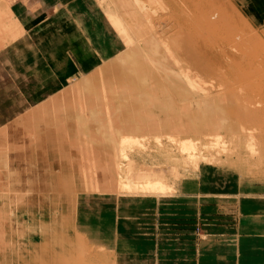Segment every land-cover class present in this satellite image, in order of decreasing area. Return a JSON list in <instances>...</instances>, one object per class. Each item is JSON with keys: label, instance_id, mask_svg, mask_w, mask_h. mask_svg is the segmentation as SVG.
Returning a JSON list of instances; mask_svg holds the SVG:
<instances>
[{"label": "rangeland", "instance_id": "rangeland-1", "mask_svg": "<svg viewBox=\"0 0 264 264\" xmlns=\"http://www.w3.org/2000/svg\"><path fill=\"white\" fill-rule=\"evenodd\" d=\"M13 1L0 0V264H264V117L232 118L214 109L206 115L198 110L202 97L193 92L201 84L209 89L229 84L232 76L205 75L198 84L194 79L192 86L185 72L176 71L181 97L173 99L176 93L164 90L172 88L165 79L155 97L140 95L138 102L130 95L119 102L112 97L113 109L100 112V102L81 93L78 99H67L60 91L91 76L95 67L106 64L107 55L123 47L126 39L121 37L137 27L131 18L136 4L72 0L78 3L75 12L60 6L62 31L54 33L50 47L59 51L56 67L63 73L55 80L58 74L53 76L45 67L37 68V78L24 74V54L14 50L30 49L21 37L12 43L24 32L13 17ZM151 1L142 4L157 14L160 23L164 20L173 27H168L166 40L176 37L175 24L179 18L181 24L186 22L181 18H186L191 4L228 15L233 24L226 31L250 51L242 67L243 97L252 102L264 97V0H192L190 5L181 1L166 9L162 1ZM175 7L181 11L178 17ZM108 19L126 22L120 25L122 33ZM174 38L171 45L166 41L169 47L162 46L163 41L160 47L171 49ZM7 45L11 46L4 51ZM27 64L43 66L36 57ZM225 98L236 99L229 94ZM131 101L135 104L124 109ZM246 133H252L253 140ZM126 137L128 141L123 140ZM182 143H189L190 149L181 150ZM255 150L263 163L257 161L258 154H245ZM126 158L136 165L133 171L149 175L147 181L159 185L143 192L140 187L146 186L133 179L139 175L133 172L126 181L138 182L141 191L108 194L116 183L104 171L112 165L123 176Z\"/></svg>", "mask_w": 264, "mask_h": 264}, {"label": "bare ground", "instance_id": "bare-ground-1", "mask_svg": "<svg viewBox=\"0 0 264 264\" xmlns=\"http://www.w3.org/2000/svg\"><path fill=\"white\" fill-rule=\"evenodd\" d=\"M132 1L134 2V5L136 4V6L134 8H132V11L130 10L131 11V18H133V20H135L134 22H136L137 27H135V29L131 28L132 29L131 35L128 32H126V33H128L127 37L126 36L121 37V39L122 38L126 39L124 44H123V47L119 50H116L115 53L111 52V54L109 56L107 55L106 64L103 63L104 65L100 64V66L95 67L91 72H89L90 74L92 73L91 76L87 75L88 77H85L86 75H84L85 78L80 79L79 81H76L74 84L71 83V86L70 85L68 87L64 86L60 91L62 93L63 97H65L67 99L71 98L74 100V98L78 99L76 96L78 94L80 95V93H81V95L84 96L85 99H87V98L91 99V102H94V101L100 102L99 106H97V107H99L100 112H101V110L103 112V111H105V109L108 110L109 108H110V110H112L113 107L115 106V105L113 106L114 102H113L112 97H114V98L117 97V100H118V98L126 96V95H128L127 97H129V95H130L131 100L133 99L134 96H135L134 100H137L135 98L136 97L139 98L142 95L143 96L144 95L145 96L154 95V97H155L156 94H159V92L161 90H163V89H160V87L162 85L163 80H165V79H167L168 84L171 85L172 88L170 89L169 88L170 86L166 87V85H165V87L167 89L165 88L164 90H166V92H172V93L175 92L176 94H174V97L175 96L177 97V95H179L181 97V91L180 90H181V84L182 83L178 80V77L175 75L176 71H179V72L181 71V72H183V74L185 72L186 75H184V76L188 77L187 80H189L190 84L192 83V86H193V83L195 81H196V83L197 82L199 83V80H201L203 78V76H205V75H207V76L214 75V76H218L219 78H224V76L229 73L233 79L232 81H230L229 84L224 85V84L220 83L217 86L215 85L214 89H213V87L211 89L206 88L205 85L203 86L202 84H201L202 86L201 85L196 86L195 89H197V88L198 89L194 90L193 92H195L196 96H198L197 98L202 97L201 98L202 102L204 101V104H203L204 106L201 104L202 107L198 108V110H203L206 113V115H208L207 113L209 112V110L214 109L217 111V113L218 112L221 113V115H223V113L224 114L228 113L227 115H229V116L231 115L232 118L233 117H239L241 119H248V120H257V119L259 120V118L264 117V97L260 98V100H258V101L256 100V102H252L251 99L243 97V94H244L243 93V91H244L243 87H245V86H243V84L245 82H243L244 81L243 80L244 75L242 73L243 72L242 67L244 65V62L246 61V56H245L246 52L249 53L250 51L247 48H244L242 43H240V42L235 43L236 38H235V40H232V35H230V33H228L226 31V29L231 24H233V23H231L232 21H230L228 19L229 17L227 18L228 15L225 16L224 13H222V12L221 13L209 12L208 7H205V6L195 8V6H191L192 5L191 3L193 2L192 0H157L158 3H160L162 1L161 6L165 5L166 6L165 9L172 6V5L176 6L181 1L182 2L185 1L186 4L188 2V5L191 4L190 6H188L189 10L186 8L188 10L187 14H186V18L185 17L181 18V20L186 19L184 21H186L187 23L182 22L183 24H181L180 18H179L180 23H177L178 25L175 24L176 22H173L175 24V27L178 26L177 32L175 33L176 37L174 38V35H172L173 33L170 35H172V37L176 40V43L173 42L174 44L172 43L171 49H168V47L171 45L170 39L172 41L173 38L167 39V40H169L168 43L170 45L166 42L167 40L163 39V38L169 37V35H167V37H166V34L169 31L168 27L170 26V24H168V27H167V23L163 22L164 20H161L163 22V23L161 22L162 23L161 24L159 22L160 18L158 17L159 19L158 18L156 19L154 17V15L156 16L157 14L153 13V11L150 12L151 10L149 11V7H147L148 8V10H147L145 5L142 4V1H144V0H132ZM153 1H151V2H153ZM190 1H192V2L190 3ZM146 2H148V1H146ZM153 3H155V2H153ZM223 7H225V6H223ZM175 8L177 9V7H175ZM218 9L220 10V8H218ZM225 9H226V7H225ZM126 10H127V8L125 7L124 11H126ZM164 10H162V11H164ZM148 11H149V13H148ZM154 12H156V11H154ZM173 12H175V14L177 13V17H178V14L181 13V11H179L178 9L173 10ZM173 12H171V10H170V16L173 14ZM181 15L183 16L184 14L182 13ZM111 16H113V15L108 14V17L110 19H111ZM165 16H168V14H166ZM116 18H119V16ZM167 18L165 17L164 19L167 21ZM173 18H176V17L174 16ZM119 19H117V21H115L117 23H114L112 20L110 21L108 19L110 21V23H112L113 27L115 24L114 29L116 28L117 32L121 31V30H119V29H121L120 25L122 23H124L123 21H120ZM212 19H215V21H212ZM125 23H124V26H125ZM131 23H133V22H131ZM123 28H125V27H123ZM126 28L129 29V26H127ZM169 28L172 29L173 27L170 26ZM173 30H176V29H173ZM122 31H121V33H122ZM120 35L122 36V34H120ZM162 41L164 43L162 46H164L165 44L168 46V47L166 46L165 49H162L160 47V44L162 43ZM225 69H228V70H225ZM188 73H193V74H189V76H190L189 77ZM5 75H7V74H5ZM191 75H194L193 76L194 78L192 77L193 79H191ZM172 76H175V78L170 79L169 77H172ZM184 76H183V78H184ZM194 79H195V81H194ZM194 86H195V84H194ZM263 87H264V85H263ZM168 88H169V90H168ZM188 88H192V87H190V85H189ZM191 90H193V89H191ZM260 93H262V92H260ZM228 94L233 95V96L235 95L236 99L226 101L227 99L225 98V96L227 97ZM248 95H250V94H248ZM174 97H172V98L176 99V97L175 98ZM110 98L112 99V101L110 100L111 103L112 102L113 103H112V105L111 104L107 105L108 104L107 99H110ZM203 98H204V100H203ZM119 100H118V102H119ZM128 100H126V101H128ZM197 100H199V99H197ZM200 100H199V102H200ZM208 100H210V102ZM142 101H144V100L142 99ZM137 102H138V100H137ZM130 103L135 104V102L131 101V102H129V104L128 103L124 104L125 107H124V105L123 106L119 105V106L121 108L124 107V109H125V108L129 107ZM143 103L144 102H142L141 104H143ZM93 105H91V106L93 107ZM133 105H132V107H134ZM167 106H168V104H167ZM130 107H131V105H130ZM115 108H117V106ZM211 112L215 114V111L214 112L210 111V113ZM210 117H211V115H210ZM213 119H215V118L213 117ZM261 120H263V119H261ZM108 123L109 124H107V125H109V127H111L110 122H108ZM215 123L212 126H214V125L216 126L217 124H215ZM240 124H239V127H240ZM117 126H119V123ZM251 134L252 133H249V134L246 133L247 139L253 140V135H251ZM242 135H244V134H242ZM214 136L217 137L216 135H214ZM261 136H260V138L263 137V139H262V142H263L264 136H262V137ZM90 138L94 139L93 136L92 137L90 136ZM127 138L128 137L124 138L123 140L126 139L125 141H128ZM237 138L235 140L238 141ZM239 139H240V137H239ZM245 139H246V137H245ZM213 140L215 141L217 139H213ZM249 141H251V140H249ZM259 141H261V140H259ZM254 142L256 143L257 141H254ZM88 144H86V146ZM252 145L253 144H251V146ZM256 145H258V144H256ZM194 146H196V145H194ZM190 147H191V145H189V143H188V145L185 143H182V148L180 146L181 150H189ZM83 149L86 152V149L85 148H83ZM259 149H261V148H259ZM80 151L82 152L83 150H80ZM90 151H91V149L88 150V152H90ZM94 152H90V153L92 154ZM221 152H223V151H221ZM249 153L245 152V154L251 155L250 157H252L253 155H257L259 152L257 153V151L255 150L252 152L250 151ZM94 154H92V155H94ZM215 155L217 156V153ZM218 156H219V153H218ZM242 156H240V157H242ZM258 156H259V154H258ZM259 157H261V156H259ZM90 158L93 159L92 156ZM209 158H208V160H209ZM238 159H240V158H238ZM255 159H257V157ZM250 160L252 161L253 159H250ZM261 160H262V157L260 158V160H257V161H260L261 163H263ZM126 161H127V164L125 166L124 171L121 170L124 172L123 176L119 177L118 170L116 169L117 172L114 171L115 169L112 170L113 167L110 163H108V164L111 166L106 167V168H108L109 171L106 170V171H104L105 173L102 172V174L104 173L106 176L109 173L108 180L116 183L115 185L113 184L112 188L108 187L109 188L108 194H110V195L111 194L114 195L115 193L118 194V193H120V190H122V191L124 190V192L126 191L128 193H132L133 190L136 191L140 187L141 184L138 183L140 180L143 181L142 182L143 185L146 186V187H144V186L140 187L142 191H143V189L144 190L147 189V187L152 188V187L159 185V182H157V183H156V181L152 182L153 180L147 181V178L149 177V175L147 177V175H144V173H142V172H141V174H139L138 170H137V172L133 171V170H136V168H137L136 165L135 164L133 165L131 163L130 159H128V158H126ZM240 161H242V160L240 159ZM255 162H256V160H255ZM91 163H93V162L91 161ZM252 163H254V161ZM247 165H250V163ZM110 169H111V171H110ZM94 170H95V168H94ZM94 170H93V172H94ZM113 171L115 172V175H113L114 174ZM133 172L139 174V175L137 174L138 175L137 177L133 176V179H135L136 181H138V180L139 181L135 182V183L132 182L133 184H129V183H127L126 180L128 178H132V175H134ZM90 173L87 175V178H89L88 176L91 175ZM154 176H155V174H154ZM83 177H84V175H83ZM100 177H99V179H100ZM105 177H104V179H105ZM99 179H96V181ZM122 179H123V181H121ZM144 179H146V180L144 181ZM91 180L94 183L95 178L91 179ZM85 181L86 180H84V183H85ZM93 183H92V185H93ZM136 184L137 185L139 184V187L136 186ZM96 186H97V184L95 185V188L97 189ZM101 186H102V183H101L100 187ZM93 187H94V185H93ZM101 188L103 189V187H101ZM91 189H94V188H91ZM141 190L139 189L138 191H141ZM97 191L98 190H96V192ZM98 192H100V191H98ZM68 206H70V205H68ZM68 209H70V208H68ZM69 221H70V219H68V222ZM49 251H51V250L49 249ZM46 255L44 254V257ZM46 257H48V256H46ZM49 259H51V257H49Z\"/></svg>", "mask_w": 264, "mask_h": 264}, {"label": "crops", "instance_id": "crops-1", "mask_svg": "<svg viewBox=\"0 0 264 264\" xmlns=\"http://www.w3.org/2000/svg\"><path fill=\"white\" fill-rule=\"evenodd\" d=\"M65 4H68L69 6ZM62 5L70 8L72 12L77 11L78 8V3L75 1L72 2V0H15L10 4L11 11L14 12L13 17L15 21H17L24 29V32L20 33L18 35L19 37L15 38L12 43H16L21 37V40L24 39V43L27 44L30 49H15L14 53L17 52L20 56L24 54L22 61L23 67L21 68L25 69L24 74H27L30 78H37V74L39 73L37 71L38 67H45L47 72L50 71L53 76L54 74H58V77L55 78V80L60 78L63 73L62 68L60 69L56 67L58 61L61 60L58 56L60 53L50 47L51 43H53L56 38L54 33L61 30V26L58 25V22L60 23L59 14L62 15L63 13L60 11L61 9H59ZM50 27L53 31L48 30ZM43 29H45V32L41 33ZM39 33L41 34L38 35ZM35 42L39 46L34 45ZM9 46L11 45H7L3 50L6 51ZM34 57L43 62V66L36 64L35 66H32L31 64H27V62L30 59H34ZM66 60L68 61V59ZM72 65L75 72V65ZM38 69L41 71V68ZM74 72L72 74H74ZM43 74H45V70L43 71Z\"/></svg>", "mask_w": 264, "mask_h": 264}]
</instances>
